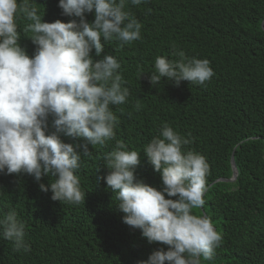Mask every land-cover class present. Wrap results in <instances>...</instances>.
Instances as JSON below:
<instances>
[{"label":"trees","instance_id":"trees-1","mask_svg":"<svg viewBox=\"0 0 264 264\" xmlns=\"http://www.w3.org/2000/svg\"><path fill=\"white\" fill-rule=\"evenodd\" d=\"M35 2L46 22H79L62 14L59 0ZM125 11L142 23L141 39L123 47L108 41L101 57L91 54L119 61L130 95L111 106L119 120L115 138L103 147L89 145L90 154L81 155L76 174L85 203L53 201L51 191L42 192L30 175L0 174V217L15 209L30 245V251L16 252L13 242L0 236V264H137L161 247L167 250L123 223L116 193L97 179L107 175L103 155L119 140L126 150L141 153L137 178L161 188V175L143 149L164 123L192 140L183 150L202 154L209 165L205 205L193 212L211 218L222 243L202 264H264V0H146L139 6L129 2ZM86 19L92 22L94 13ZM19 23V42L32 55L36 46L24 31L29 21L21 16ZM174 46L189 57L208 59L214 76L203 85L182 81L177 87L162 78L152 86L156 57L179 59ZM233 154L238 176L228 181Z\"/></svg>","mask_w":264,"mask_h":264},{"label":"clouds","instance_id":"clouds-1","mask_svg":"<svg viewBox=\"0 0 264 264\" xmlns=\"http://www.w3.org/2000/svg\"><path fill=\"white\" fill-rule=\"evenodd\" d=\"M129 2L139 6L146 0H59L62 14L79 22H46L35 0H0V174L30 175L42 192L51 191L53 201L85 203L76 174L81 155L90 154L89 145L103 147L115 138L119 120L111 106L124 104L130 95L119 61L109 54L95 60L91 54L101 57L108 41L123 47L141 39L142 23L125 11ZM21 16L29 21L24 31L36 46L32 55L19 42ZM172 54L179 59L156 57L152 86L162 78L177 87L182 81L203 85L215 74L208 59L189 57L175 46ZM135 107L140 109L139 102ZM190 143L164 123L145 145L144 156L161 175L159 189L137 178L141 153L126 150L122 141L103 155L109 171L97 179L116 193L123 223L139 229L149 243L168 246L137 264H202L222 243L211 218L193 212L205 205L209 165L202 154L183 150ZM43 177L54 179L45 184ZM25 227L15 209L0 217V236L12 241L16 252L30 251Z\"/></svg>","mask_w":264,"mask_h":264},{"label":"water","instance_id":"water-1","mask_svg":"<svg viewBox=\"0 0 264 264\" xmlns=\"http://www.w3.org/2000/svg\"><path fill=\"white\" fill-rule=\"evenodd\" d=\"M231 163H232V168H233V176L228 181H234L238 176V171H237V167H236V163H235L234 154L232 155Z\"/></svg>","mask_w":264,"mask_h":264}]
</instances>
